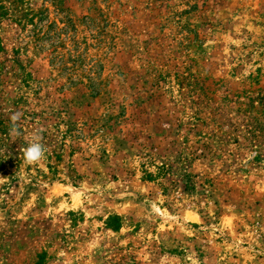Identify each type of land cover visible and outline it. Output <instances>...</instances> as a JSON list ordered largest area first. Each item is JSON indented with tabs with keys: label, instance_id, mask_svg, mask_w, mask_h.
<instances>
[{
	"label": "rangeland",
	"instance_id": "rangeland-1",
	"mask_svg": "<svg viewBox=\"0 0 264 264\" xmlns=\"http://www.w3.org/2000/svg\"><path fill=\"white\" fill-rule=\"evenodd\" d=\"M0 42V264H264V0H0Z\"/></svg>",
	"mask_w": 264,
	"mask_h": 264
},
{
	"label": "clouds",
	"instance_id": "clouds-1",
	"mask_svg": "<svg viewBox=\"0 0 264 264\" xmlns=\"http://www.w3.org/2000/svg\"><path fill=\"white\" fill-rule=\"evenodd\" d=\"M21 118L20 113L12 115L13 122L18 121ZM24 163L28 166L40 163L45 158V146L40 142V137L35 136L33 140L23 150Z\"/></svg>",
	"mask_w": 264,
	"mask_h": 264
},
{
	"label": "trees",
	"instance_id": "trees-1",
	"mask_svg": "<svg viewBox=\"0 0 264 264\" xmlns=\"http://www.w3.org/2000/svg\"><path fill=\"white\" fill-rule=\"evenodd\" d=\"M1 49H2V45H1V42H0V51H1ZM116 220L118 221V226L117 227H113V229L115 231L119 230L121 228V224H122L120 218H116Z\"/></svg>",
	"mask_w": 264,
	"mask_h": 264
}]
</instances>
